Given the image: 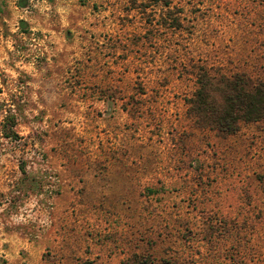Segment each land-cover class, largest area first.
Here are the masks:
<instances>
[{"label":"rangeland","instance_id":"rangeland-1","mask_svg":"<svg viewBox=\"0 0 264 264\" xmlns=\"http://www.w3.org/2000/svg\"><path fill=\"white\" fill-rule=\"evenodd\" d=\"M170 1L0 0V264H264V122L194 129L178 76L264 80V3Z\"/></svg>","mask_w":264,"mask_h":264},{"label":"trees","instance_id":"trees-1","mask_svg":"<svg viewBox=\"0 0 264 264\" xmlns=\"http://www.w3.org/2000/svg\"><path fill=\"white\" fill-rule=\"evenodd\" d=\"M89 0H80L82 5ZM131 9L145 11L147 5H160L161 8H170V0H127ZM264 3V0H252ZM171 28H179L178 19H172ZM190 70H186V63H181V72L178 76H187L192 80V88L183 93L185 117L191 122L194 129L215 133L221 136H233L238 133L241 125L264 122V80L249 72L224 71L221 64L208 62L207 58L197 57L187 60ZM139 85V84H138ZM98 93H103L100 89ZM145 90L139 85L134 95L129 96L132 101L133 114H138L142 105L140 96ZM123 111L125 110L124 107ZM13 122H8L7 135ZM9 137V136H7ZM79 264H95L85 260ZM139 264H147L141 261ZM151 264V263H149Z\"/></svg>","mask_w":264,"mask_h":264}]
</instances>
